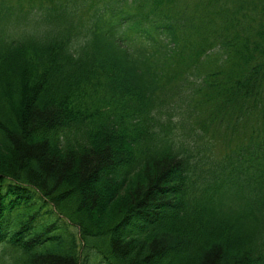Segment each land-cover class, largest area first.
Instances as JSON below:
<instances>
[{"label": "trees", "instance_id": "16d2710c", "mask_svg": "<svg viewBox=\"0 0 264 264\" xmlns=\"http://www.w3.org/2000/svg\"><path fill=\"white\" fill-rule=\"evenodd\" d=\"M0 264H264V0H0Z\"/></svg>", "mask_w": 264, "mask_h": 264}, {"label": "rangeland", "instance_id": "374dc122", "mask_svg": "<svg viewBox=\"0 0 264 264\" xmlns=\"http://www.w3.org/2000/svg\"><path fill=\"white\" fill-rule=\"evenodd\" d=\"M0 252H1V250H0ZM1 254V253H0Z\"/></svg>", "mask_w": 264, "mask_h": 264}]
</instances>
